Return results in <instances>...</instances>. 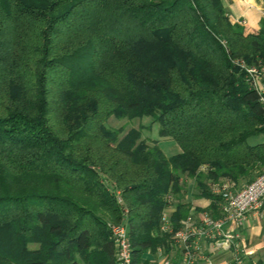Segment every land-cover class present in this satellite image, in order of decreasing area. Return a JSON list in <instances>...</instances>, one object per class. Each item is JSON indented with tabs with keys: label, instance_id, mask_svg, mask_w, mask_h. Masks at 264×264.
Here are the masks:
<instances>
[{
	"label": "trees",
	"instance_id": "trees-1",
	"mask_svg": "<svg viewBox=\"0 0 264 264\" xmlns=\"http://www.w3.org/2000/svg\"><path fill=\"white\" fill-rule=\"evenodd\" d=\"M237 59L264 61V18L233 22L223 0H0V264H117L124 221L133 264H156L170 209L175 230L220 217L212 186L264 173ZM111 118L152 119L181 152Z\"/></svg>",
	"mask_w": 264,
	"mask_h": 264
},
{
	"label": "built area",
	"instance_id": "built-area-1",
	"mask_svg": "<svg viewBox=\"0 0 264 264\" xmlns=\"http://www.w3.org/2000/svg\"><path fill=\"white\" fill-rule=\"evenodd\" d=\"M245 3H260L261 0H243ZM264 16V10H262ZM243 21L245 24V20ZM237 22V21H236ZM233 64L246 76L248 83L260 95L264 106V61L250 65L243 59ZM211 192L219 199L221 216L215 218L204 213L197 220L191 217L183 227L175 230L166 212L161 231L170 236V251L159 249L156 264H244L251 255L248 244L242 233L247 228L251 216L262 219L264 215V173L253 182L237 187L230 181H223L212 186ZM111 239L115 248L117 264H133V250L128 228L122 225L109 224ZM230 251L231 261L214 262L208 255L209 246Z\"/></svg>",
	"mask_w": 264,
	"mask_h": 264
},
{
	"label": "crops",
	"instance_id": "crops-1",
	"mask_svg": "<svg viewBox=\"0 0 264 264\" xmlns=\"http://www.w3.org/2000/svg\"><path fill=\"white\" fill-rule=\"evenodd\" d=\"M229 1L234 4H241L244 6L243 8H245L243 10V8L241 9L239 7V12L241 14L238 17L231 12L233 22L245 20L246 24L252 30L257 31L260 29V22L264 18L262 12L264 9L260 6L264 5V0H261L260 3L254 2L252 5L245 3L243 0ZM252 14L255 15V18L252 17ZM194 205L196 207L207 208L210 205V201L205 199L196 200L194 201ZM172 211L173 209H170V213ZM242 236L248 244L249 251L251 252V255H249V257L245 260L244 264H264V215L261 220L256 218V216H251L248 220L247 228L243 231ZM208 255L211 256L213 261L217 263L231 261L232 259L230 251H223L214 248L212 245L209 246ZM147 258L156 261L155 256L151 253L147 254Z\"/></svg>",
	"mask_w": 264,
	"mask_h": 264
},
{
	"label": "rangeland",
	"instance_id": "rangeland-1",
	"mask_svg": "<svg viewBox=\"0 0 264 264\" xmlns=\"http://www.w3.org/2000/svg\"><path fill=\"white\" fill-rule=\"evenodd\" d=\"M224 3L227 4L229 10L236 16L238 17L241 13L239 12V7L242 9L244 6L241 4H234L231 3L229 0H223ZM264 9V5L260 6ZM245 8H243L244 10ZM252 17L255 18V15L252 14ZM109 127L113 129H124L125 132L127 133L130 131L132 128H139L141 126L145 128H150L151 131L149 132L148 129H145L144 131V137L149 138L151 140H158L161 148L165 152V154L169 157H172L174 155H177L181 152L179 145L174 141L170 139H163L159 136V125H153V120L149 118H145L143 120H134V121H129L127 119L125 120H117L115 118H111L108 122ZM194 192V191H193ZM196 193V192H195ZM188 200H192L190 195L188 196ZM196 204V202H195ZM168 214L170 213V210L168 211ZM124 226H126V221L123 223ZM127 227V226H126Z\"/></svg>",
	"mask_w": 264,
	"mask_h": 264
},
{
	"label": "bare ground",
	"instance_id": "bare-ground-1",
	"mask_svg": "<svg viewBox=\"0 0 264 264\" xmlns=\"http://www.w3.org/2000/svg\"><path fill=\"white\" fill-rule=\"evenodd\" d=\"M251 2H254V0H250Z\"/></svg>",
	"mask_w": 264,
	"mask_h": 264
}]
</instances>
